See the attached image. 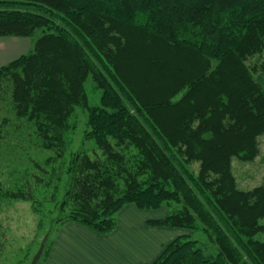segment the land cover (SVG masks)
<instances>
[{
  "label": "trees",
  "instance_id": "1",
  "mask_svg": "<svg viewBox=\"0 0 264 264\" xmlns=\"http://www.w3.org/2000/svg\"><path fill=\"white\" fill-rule=\"evenodd\" d=\"M38 32L0 68V91L49 156L35 183L0 187V198L39 213L36 196L52 190L58 227L97 235L113 233L129 205L164 207L147 225L179 235L151 264H264V185L242 190L233 172L235 158L259 157L264 137V0H0V38ZM80 109L99 158L69 153Z\"/></svg>",
  "mask_w": 264,
  "mask_h": 264
},
{
  "label": "rangeland",
  "instance_id": "2",
  "mask_svg": "<svg viewBox=\"0 0 264 264\" xmlns=\"http://www.w3.org/2000/svg\"><path fill=\"white\" fill-rule=\"evenodd\" d=\"M40 34L38 32L37 36L33 38H19L28 43V46L22 50L25 51L23 55L33 49ZM85 88L90 105H100L102 91L96 88L92 78L87 80ZM8 93L9 91L5 88L0 91V187L4 190H15L19 187L27 189L29 184L35 183L36 176L40 175L36 163L42 166L43 160L49 156V152L40 149L37 144L29 143L27 133L29 134L32 128L25 121L18 119ZM72 123L76 125V129H73L69 136V153L86 152L93 158L95 155L96 158H99L101 152L95 144L84 139L87 126L86 114L83 110H78L77 117L73 118ZM67 161H69V156H67ZM233 172L237 178L238 186L242 190H251L264 185V137L261 138L259 157L254 162H242L235 158ZM62 175L64 188L65 172ZM52 192V190H48L45 194L36 196L40 201L37 198L36 200L41 204L39 213H35L31 202L0 198V264H31L46 236H49V243L53 242V249L58 231L67 224H75L67 223L58 227L55 221L60 213L55 202L51 201ZM63 193V191L59 193L58 201L62 200ZM168 212V208L164 209V207L156 211H143L132 205L125 207L117 216L121 217L118 219V227L115 231L120 229L121 231L115 239L118 241L132 239L131 242L134 241L135 244H139L142 241L140 238H145V236L149 240L148 234L143 231L144 228L159 229L149 227L147 222L161 219ZM75 225L90 232L81 225ZM180 231L183 234H188L184 232L185 230ZM91 233L94 232L91 231ZM201 236L204 237L203 233L194 234V238L198 240ZM257 238L264 241V234ZM166 239L168 242L171 240ZM41 262L39 264H42Z\"/></svg>",
  "mask_w": 264,
  "mask_h": 264
},
{
  "label": "crops",
  "instance_id": "3",
  "mask_svg": "<svg viewBox=\"0 0 264 264\" xmlns=\"http://www.w3.org/2000/svg\"><path fill=\"white\" fill-rule=\"evenodd\" d=\"M26 46L27 41L19 38H0V68L21 57ZM258 79L263 87L264 73ZM120 231L121 229L110 236L97 235L76 227L75 224H67L58 231L45 264H151L179 234L174 229L144 228L149 240L145 236L140 238L142 241L139 240V244H135L134 241L131 242L132 239L126 241L123 237L125 241L116 240ZM166 238L171 240L168 242Z\"/></svg>",
  "mask_w": 264,
  "mask_h": 264
},
{
  "label": "water",
  "instance_id": "4",
  "mask_svg": "<svg viewBox=\"0 0 264 264\" xmlns=\"http://www.w3.org/2000/svg\"><path fill=\"white\" fill-rule=\"evenodd\" d=\"M46 242H47V237H45L44 241L42 242L41 244V247L40 249L38 250V252L36 253V255L34 256L31 264H38L43 253H44V250H45V246H46Z\"/></svg>",
  "mask_w": 264,
  "mask_h": 264
}]
</instances>
